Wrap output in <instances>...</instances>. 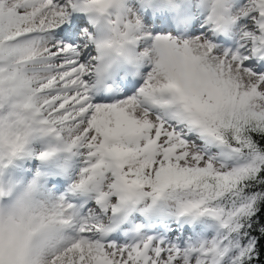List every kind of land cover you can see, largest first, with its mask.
I'll return each mask as SVG.
<instances>
[{"label":"snow or ice","instance_id":"obj_1","mask_svg":"<svg viewBox=\"0 0 264 264\" xmlns=\"http://www.w3.org/2000/svg\"><path fill=\"white\" fill-rule=\"evenodd\" d=\"M0 264H264V0H0Z\"/></svg>","mask_w":264,"mask_h":264},{"label":"rangeland","instance_id":"obj_2","mask_svg":"<svg viewBox=\"0 0 264 264\" xmlns=\"http://www.w3.org/2000/svg\"><path fill=\"white\" fill-rule=\"evenodd\" d=\"M141 214H142V213H141ZM169 218H171V217H169ZM197 224H206V225H208L206 219H205V218H201V220L196 221V222L189 223L187 226L190 227V228L195 229ZM169 230L171 231V230H174V229H169ZM210 230H211V229H209V231H210ZM140 231H142V228L140 229ZM191 237H192V233H189V236H188V237H185V240L187 241V240H189Z\"/></svg>","mask_w":264,"mask_h":264},{"label":"clouds","instance_id":"obj_3","mask_svg":"<svg viewBox=\"0 0 264 264\" xmlns=\"http://www.w3.org/2000/svg\"><path fill=\"white\" fill-rule=\"evenodd\" d=\"M193 2H195V0H193ZM125 67H130V66L125 63H122L121 58L117 57L116 70L119 72V71H122Z\"/></svg>","mask_w":264,"mask_h":264}]
</instances>
